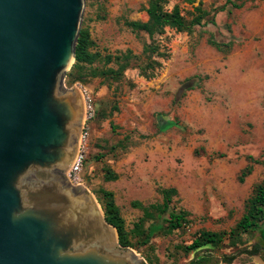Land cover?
I'll use <instances>...</instances> for the list:
<instances>
[{
	"label": "rangeland",
	"instance_id": "374dc122",
	"mask_svg": "<svg viewBox=\"0 0 264 264\" xmlns=\"http://www.w3.org/2000/svg\"><path fill=\"white\" fill-rule=\"evenodd\" d=\"M149 6L85 0L81 29L99 57L83 65L85 82L69 84L75 59L65 85L86 90L97 112L86 124L84 171L69 179L100 205L103 190L114 194L127 248L146 264H264V217L230 235L264 184V0H165L164 10L178 8L187 22L198 7L207 16L201 26L166 27L154 37L129 26L147 22ZM126 54L123 75H103L118 70L117 58ZM248 165L253 172L240 182ZM165 188L179 194L162 212L155 206ZM174 211L187 213L176 230L169 224ZM203 231L225 235L191 250Z\"/></svg>",
	"mask_w": 264,
	"mask_h": 264
},
{
	"label": "water",
	"instance_id": "95a60500",
	"mask_svg": "<svg viewBox=\"0 0 264 264\" xmlns=\"http://www.w3.org/2000/svg\"><path fill=\"white\" fill-rule=\"evenodd\" d=\"M85 0H0V264H146L66 176L85 100L67 88Z\"/></svg>",
	"mask_w": 264,
	"mask_h": 264
},
{
	"label": "trees",
	"instance_id": "16d2710c",
	"mask_svg": "<svg viewBox=\"0 0 264 264\" xmlns=\"http://www.w3.org/2000/svg\"><path fill=\"white\" fill-rule=\"evenodd\" d=\"M165 0H150V6L147 9L149 15V20L147 22H130L129 26L134 30H139L146 32L150 37H154L157 34H163L166 27L176 29L177 31H183L187 28H193L195 26H201L203 20L207 16V12L201 8H197L196 11L199 13L190 22H187L185 17L181 15L180 10L175 8L172 12H167L164 10L163 4ZM238 7V6H236ZM211 43L217 46L216 42L211 41ZM92 38L89 30L81 29L78 43L76 46V62L73 65L71 72L69 73V84L75 82H85L84 76L82 75V68L85 64H93L98 59L99 55L97 53H92ZM157 47L152 49V52H157ZM119 69L118 70H108L104 72L105 75H113L115 77H120L124 74L125 70L129 68L130 54L118 57ZM123 59L126 63L122 62ZM110 62L112 58L108 59ZM146 75V74H144ZM147 76H149L147 74ZM97 112V109H96ZM89 159V158H88ZM259 163V162H256ZM253 172V167L248 165L244 168L240 175V182H244L245 179L251 175ZM112 179H117L116 175L112 176ZM163 195V204L155 206L162 212H166L170 209V204L173 197L178 196V190L176 188H165L161 190ZM101 206L106 216L107 221L112 224L118 230L119 241L123 247L130 246L129 234L126 229V222L123 219L120 209L115 202L114 194L110 191L103 190L101 196ZM145 211H147L145 209ZM187 213L184 211L171 212L170 213V229L176 230L183 227L187 223L186 220ZM264 217V184L258 185L255 189L254 195L248 199L246 203V212L242 219L238 222L234 230L231 231L230 235L236 232L246 233L252 228L256 227ZM225 233H216L210 231H203L194 240L191 250L202 248L205 246H214L222 241ZM255 252L259 251L260 247L255 246Z\"/></svg>",
	"mask_w": 264,
	"mask_h": 264
},
{
	"label": "built area",
	"instance_id": "2783aa9c",
	"mask_svg": "<svg viewBox=\"0 0 264 264\" xmlns=\"http://www.w3.org/2000/svg\"><path fill=\"white\" fill-rule=\"evenodd\" d=\"M84 100H85V116H84V125H83V133L80 140V145L78 149V153L74 163L72 164L71 168L69 169L68 178L71 180L73 178H77L80 174L84 171L85 165L88 161V148H87V129L86 124L93 120L96 115V108L92 103V99L89 96L86 90L82 91Z\"/></svg>",
	"mask_w": 264,
	"mask_h": 264
},
{
	"label": "flooded vegetation",
	"instance_id": "af4514ba",
	"mask_svg": "<svg viewBox=\"0 0 264 264\" xmlns=\"http://www.w3.org/2000/svg\"><path fill=\"white\" fill-rule=\"evenodd\" d=\"M66 176L68 177V174H67V172H66Z\"/></svg>",
	"mask_w": 264,
	"mask_h": 264
}]
</instances>
